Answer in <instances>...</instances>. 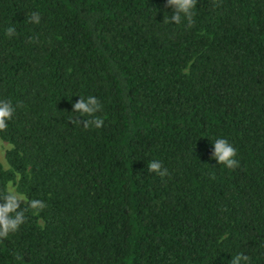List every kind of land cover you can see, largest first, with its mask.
<instances>
[{
    "label": "trees",
    "instance_id": "trees-1",
    "mask_svg": "<svg viewBox=\"0 0 264 264\" xmlns=\"http://www.w3.org/2000/svg\"><path fill=\"white\" fill-rule=\"evenodd\" d=\"M173 14L167 0H0V100L19 105L0 190L19 173L47 205L0 240V264H264V0H197L192 27ZM81 96L102 128L69 121Z\"/></svg>",
    "mask_w": 264,
    "mask_h": 264
},
{
    "label": "clouds",
    "instance_id": "clouds-1",
    "mask_svg": "<svg viewBox=\"0 0 264 264\" xmlns=\"http://www.w3.org/2000/svg\"><path fill=\"white\" fill-rule=\"evenodd\" d=\"M197 6V0H167V7L173 10L170 22L181 24L183 20H187V26L192 27L194 9ZM40 15L33 12L29 17V23L39 24ZM165 22L168 17H165ZM9 38L16 35V29L9 27L6 31ZM10 101L0 100V131L7 128L8 122L12 120L16 107ZM74 114L69 120L74 125L81 126L80 117H87L83 121V128L88 129L95 127L100 129L104 126V120L96 115L102 110V105L95 96L83 97L79 102L74 104ZM215 154L214 159L219 165H223L227 169H235L239 166L236 159L237 150L224 138L214 140ZM148 171L156 173L161 178L166 177L169 173L166 168L158 160H152L148 163ZM20 174H16L15 181H8L3 190H0V240L6 239L10 234H14L26 223V213L31 210L34 215L47 207V205L38 199L29 200L25 193L19 190ZM24 202L28 206L21 210V203ZM18 260L22 257L17 256ZM228 264H250V257L244 253H237L232 256V260Z\"/></svg>",
    "mask_w": 264,
    "mask_h": 264
},
{
    "label": "rangeland",
    "instance_id": "rangeland-1",
    "mask_svg": "<svg viewBox=\"0 0 264 264\" xmlns=\"http://www.w3.org/2000/svg\"><path fill=\"white\" fill-rule=\"evenodd\" d=\"M12 149V146L5 142L4 140H2V138L0 137V163L3 165V167L6 170L10 169V165L7 161V153ZM24 203V202H22ZM26 204V203H24ZM41 224L43 225V222H41Z\"/></svg>",
    "mask_w": 264,
    "mask_h": 264
}]
</instances>
